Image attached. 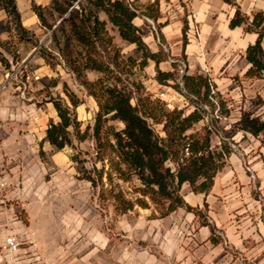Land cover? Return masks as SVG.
<instances>
[{
	"label": "crops",
	"instance_id": "0c3cea01",
	"mask_svg": "<svg viewBox=\"0 0 264 264\" xmlns=\"http://www.w3.org/2000/svg\"><path fill=\"white\" fill-rule=\"evenodd\" d=\"M128 1L137 9L133 22L144 42L166 55L158 65L162 72L174 71L175 63L179 70L184 61L187 74L208 76L216 85L225 110L217 122L226 137H212L211 147L222 152V168L207 191L182 184L180 194L196 210L182 206L161 216L147 198L148 207L118 211L80 178L73 147L59 149L50 140L48 129L61 117L44 95L49 66L42 58L32 71L40 80L35 89L30 74L19 75L34 48L12 71L0 61V244L9 234L33 240L49 264H264V68L246 75L253 65L248 48L259 37L249 26L264 13V0ZM16 2L23 25L42 32L32 3L48 6L51 0ZM238 10L249 21L232 26ZM261 47L264 62V35ZM147 67L157 86L144 83L153 94L176 82L161 84L154 60ZM166 101L187 113L195 107L177 92Z\"/></svg>",
	"mask_w": 264,
	"mask_h": 264
},
{
	"label": "trees",
	"instance_id": "16d2710c",
	"mask_svg": "<svg viewBox=\"0 0 264 264\" xmlns=\"http://www.w3.org/2000/svg\"><path fill=\"white\" fill-rule=\"evenodd\" d=\"M225 1L236 4V0ZM0 8L9 16L19 42L15 48L11 38L3 39L0 28V61L6 69L12 71V65L21 63L26 57L21 45L27 53L35 48L36 54L52 68L66 67L96 101L93 122L85 124L79 120L76 110L84 102L78 94L76 97L68 94L71 104H64L62 99L52 96L61 121L51 123L48 135L59 149L66 144L73 147L76 151L73 158L78 163L84 162L80 158L82 155L96 160L91 169L82 166L80 178L90 180L96 188L101 187L100 199L106 198V174L111 186L109 196L115 199L120 212L132 210L135 204L148 207L146 196L162 206L161 216L182 206L196 210L187 205L180 194L182 184L188 182L195 192L207 191L223 166L222 152L211 147L209 123L201 130L196 129V125L208 116L204 104L211 105L219 114L225 112L224 102L210 78L185 72L181 76V86L176 63L174 71L162 72L158 65L166 55L152 52L144 42L133 22L137 9L128 0H51L48 6L33 2L32 9L41 26L50 33L49 44L23 25L16 0H0ZM248 21L249 18L238 10L231 25ZM263 23L264 13H256L250 22L249 28L257 30L259 37L248 48V58L253 63L248 76L258 75L264 68L259 57ZM109 24L118 29L123 39L137 44L141 52L139 57L126 56L122 52ZM149 59L156 62V79L161 84L175 80L172 86L195 106L193 111L187 113L179 107L170 109L167 102L147 89L142 74ZM88 71H97L100 75L91 81ZM115 121L124 123V127L119 129ZM85 142L90 144L89 148L81 146ZM224 151L228 152L225 146ZM134 176L142 183L137 190L141 195L130 199L119 181H128Z\"/></svg>",
	"mask_w": 264,
	"mask_h": 264
},
{
	"label": "rangeland",
	"instance_id": "374dc122",
	"mask_svg": "<svg viewBox=\"0 0 264 264\" xmlns=\"http://www.w3.org/2000/svg\"><path fill=\"white\" fill-rule=\"evenodd\" d=\"M0 13L4 17V20L1 21V23H0V28L2 30V37H3V39H7V38L10 39L11 38L12 39L11 41H13L14 46L16 48L19 45L18 37L16 36V30L13 27V24L10 21L9 16L7 15L6 11L3 8H0ZM42 30L43 31L40 32L39 34H37V33H35V34L37 35L38 38L41 39L42 42H46L47 44H49L50 43V39H49L50 33L46 32L43 27H42ZM109 30H110L111 34L114 36L115 42L122 49V52L126 56L132 55L134 57H139L141 55V52L138 51L135 44L133 45V44L129 43L127 40L123 39L120 36L118 29L116 27H114L112 24H109ZM29 47H31V46L29 45ZM20 49H21V51H24L23 55H27V52H26V50H24L23 45L20 46ZM41 63H42V57L39 54H35L32 57V59L29 63V66L26 68L27 71L21 72V74H19V75H23L25 73L30 74V76H31L30 81L32 82V88L33 89H35L37 87L38 83L36 81H40V80L33 77L34 72L32 73V71H35L36 68H39L42 65ZM48 66H49V73L51 74V76L47 75L46 78H44V80H43V85H44V90H45L44 95L46 97H48L49 100H51V97L53 96L57 99H62L61 101L64 104L65 103L71 104L68 94L71 93L75 97H76V94H78V96L84 100V102L79 104V107L77 108V112L79 114L80 120L85 121V124L87 122H93L94 115L97 111V103L94 100V98L87 94L84 87L81 86L79 84V82L76 80V76L74 74L68 72L66 67H64L62 65H58L54 69L50 65H48ZM16 68L17 67L15 66L14 69L16 70ZM153 72H154V70L152 68L151 69L149 67L146 68V70L142 74L143 83L145 82L146 84H149L150 86H154V84H156V86H157V83L154 82V80H153L154 79ZM178 73H179V70H178ZM99 75H100L99 72L92 71L87 76L91 81H93V80L97 79ZM178 81H179V78H178ZM175 83L176 82H174L172 85H174ZM175 92L179 93V96L182 97L183 100L184 99L187 100V98L178 89H176L173 86H166V87L165 86H162V87L158 86V89L154 92V96L159 97L162 100H164L165 102H167L166 100L169 98V95L175 94ZM162 93L164 95H162ZM167 104H168V102H167ZM205 105L208 106V109H210V115L208 117L207 123H209V125L211 126V138L212 137H218V138L226 137L225 133L220 129L219 123L217 122V120H218V118L216 117V110L217 109L213 110L211 105H209L207 103L204 104V107H205ZM169 108L173 109L175 107H173L171 105V106H169ZM115 123L119 129L124 127V123H122L120 121H115ZM202 125H203L202 123H198L196 125V129L201 130ZM83 146L84 147L86 146L87 148L90 147V146H88V142H85L83 144ZM80 158L84 160V162L79 163L80 166H86L89 169H91L92 164L96 162V160L94 158H91L89 156L82 155ZM97 164L99 166H101L100 162H97ZM108 167H109V164L107 163L106 168H108ZM119 182L122 185V189L124 190V192L128 198L133 199L134 197L141 195L140 192H138L137 190L139 189V187H141L142 183H141L140 179H138L136 176H134L132 179H129L128 181L120 180ZM104 183H105L104 184V191H105L106 199H111L112 201H114L116 203L115 199L113 197L109 196V190H110L111 186H110V182H109L106 174L104 175ZM100 188L101 187H99V189ZM145 198L147 199L149 197L146 196ZM149 200H150V202H152V200L150 198H149ZM148 203H149V201H148ZM152 203L155 204L159 213H161L162 212V206L158 205L154 202H152Z\"/></svg>",
	"mask_w": 264,
	"mask_h": 264
},
{
	"label": "built area",
	"instance_id": "2783aa9c",
	"mask_svg": "<svg viewBox=\"0 0 264 264\" xmlns=\"http://www.w3.org/2000/svg\"><path fill=\"white\" fill-rule=\"evenodd\" d=\"M187 65L181 61L179 67V84L182 86L181 76L186 72ZM162 95H164L162 93ZM171 106L170 103H168ZM210 115V109L205 105L204 107ZM218 111L216 110V117ZM211 129V126H209ZM0 264H49L42 257L41 253L36 247L33 240L24 242L13 234L5 237L3 243L0 244Z\"/></svg>",
	"mask_w": 264,
	"mask_h": 264
}]
</instances>
